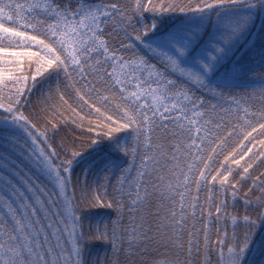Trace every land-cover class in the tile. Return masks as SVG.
<instances>
[{
  "label": "snow or ice",
  "instance_id": "snow-or-ice-1",
  "mask_svg": "<svg viewBox=\"0 0 264 264\" xmlns=\"http://www.w3.org/2000/svg\"><path fill=\"white\" fill-rule=\"evenodd\" d=\"M261 17L264 0H0V264H264ZM105 140L128 163L89 183L74 164ZM98 207L113 217L87 221Z\"/></svg>",
  "mask_w": 264,
  "mask_h": 264
},
{
  "label": "trees",
  "instance_id": "trees-1",
  "mask_svg": "<svg viewBox=\"0 0 264 264\" xmlns=\"http://www.w3.org/2000/svg\"><path fill=\"white\" fill-rule=\"evenodd\" d=\"M262 29H264V17H261L257 21V24L255 25L253 30L257 34H259V32ZM252 67L253 70H256L259 67V65H253ZM43 86H46V84H42L38 87H43ZM254 89L255 92L259 93L261 89V85L257 83L254 86H250L248 88V91L251 93ZM92 119H94V117H92ZM117 135L119 140H124L126 136L125 133H120ZM113 145H114L113 141L105 140L98 142L97 145L86 150V152L82 154L81 157H79L76 163L74 164L75 173L81 176L87 182L92 183L95 182L98 179V177L102 174V168H101L102 159H109L115 164V167L113 168L114 172L117 171L119 168L126 166L128 163L127 158L122 153L117 151ZM105 151H107V156H105ZM4 156H5L4 147L0 145V167H2L3 165ZM30 166L32 168V173H35L33 179L36 180L37 184L40 185L41 187H44L47 191H51V184L48 183L47 178L43 176V174L34 164ZM25 171H27V169H25ZM32 173L29 174L31 175ZM132 175L135 176L134 171ZM37 177H39L38 180ZM3 190H4L3 183H0V196L3 195ZM202 195L207 196V193L206 192L202 193ZM113 215L114 213L112 209L103 208V207L87 209L84 212L85 219L89 222L111 219ZM213 239H215V237H213ZM110 248L111 246L109 244H106L104 241L101 240V241L93 242L92 245L90 246L89 251L93 254H99L103 256L105 252L110 251Z\"/></svg>",
  "mask_w": 264,
  "mask_h": 264
}]
</instances>
